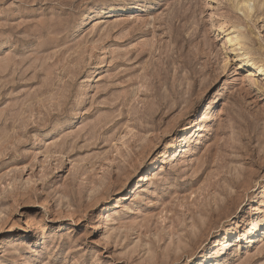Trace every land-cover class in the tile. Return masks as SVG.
Wrapping results in <instances>:
<instances>
[{
  "label": "rangeland",
  "instance_id": "obj_1",
  "mask_svg": "<svg viewBox=\"0 0 264 264\" xmlns=\"http://www.w3.org/2000/svg\"><path fill=\"white\" fill-rule=\"evenodd\" d=\"M199 263L264 264V0H0V264Z\"/></svg>",
  "mask_w": 264,
  "mask_h": 264
},
{
  "label": "bare ground",
  "instance_id": "obj_2",
  "mask_svg": "<svg viewBox=\"0 0 264 264\" xmlns=\"http://www.w3.org/2000/svg\"><path fill=\"white\" fill-rule=\"evenodd\" d=\"M242 4H243V3H242ZM247 4H248V3H247ZM244 5H246V3H245ZM248 7H249V4H248ZM248 7H247V8H248ZM245 8H246V7H245ZM221 243H222V242H221ZM224 244H225V243H224ZM225 245H226V244H225ZM223 248H224V247H223ZM225 248H226V247H225ZM218 250H219V249H218ZM225 252H226V251H225ZM205 255H206V254H205ZM200 258H201V257H200ZM200 258H199V259H200ZM218 260H219V259H218ZM199 264H200V263H199ZM202 264H204V263H202Z\"/></svg>",
  "mask_w": 264,
  "mask_h": 264
}]
</instances>
